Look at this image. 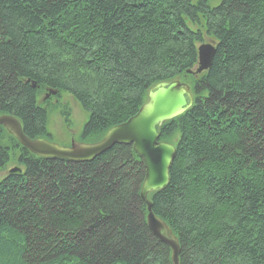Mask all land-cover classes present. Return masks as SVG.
<instances>
[{
	"label": "trees",
	"instance_id": "1",
	"mask_svg": "<svg viewBox=\"0 0 264 264\" xmlns=\"http://www.w3.org/2000/svg\"><path fill=\"white\" fill-rule=\"evenodd\" d=\"M206 41L210 67L188 74ZM175 79L193 102L159 129L175 156L151 211L178 264H264V0H0V115L29 139H51L54 96L85 111L79 140L91 143ZM10 161L21 172L0 179V264H172L147 226L131 145L41 158L0 126V170Z\"/></svg>",
	"mask_w": 264,
	"mask_h": 264
},
{
	"label": "water",
	"instance_id": "2",
	"mask_svg": "<svg viewBox=\"0 0 264 264\" xmlns=\"http://www.w3.org/2000/svg\"><path fill=\"white\" fill-rule=\"evenodd\" d=\"M215 52L212 43H201L197 47V67L187 73L193 75L210 67ZM54 93V92H50ZM192 104L189 86L179 80L157 83L147 92L146 102L135 115L125 122L109 128L96 142H72L60 146L45 139H29L20 123L11 115H0V125L22 146L42 158H60L73 162L90 161L115 144L131 145L143 163L145 174L140 189V198L146 205V223L152 234L171 250L172 264H178L179 245L168 226L151 211L148 193L164 189L169 181L168 171L175 156V146L159 140L161 125L186 111ZM13 168L9 174L19 172Z\"/></svg>",
	"mask_w": 264,
	"mask_h": 264
},
{
	"label": "rangeland",
	"instance_id": "3",
	"mask_svg": "<svg viewBox=\"0 0 264 264\" xmlns=\"http://www.w3.org/2000/svg\"><path fill=\"white\" fill-rule=\"evenodd\" d=\"M47 91L40 94L39 101L42 103L47 100L50 96L46 97ZM62 105H66L69 108L68 119L62 114ZM47 108V129L51 134L52 140L62 143L69 144L71 141L79 140V133L82 130V126L87 120V114L79 104L70 96L60 94L54 96ZM17 165L14 161H10L4 169L0 170V179L4 177L6 172Z\"/></svg>",
	"mask_w": 264,
	"mask_h": 264
},
{
	"label": "bare ground",
	"instance_id": "4",
	"mask_svg": "<svg viewBox=\"0 0 264 264\" xmlns=\"http://www.w3.org/2000/svg\"><path fill=\"white\" fill-rule=\"evenodd\" d=\"M17 141V140H16ZM18 142V141H17ZM20 145H21V143L20 142H18ZM22 146V145H21ZM23 148H25L24 146H22ZM28 152H30L31 154H33V155H35L34 153H32L31 151H29L27 148H25ZM35 156H37V155H35ZM39 157V156H38ZM13 168H16V169H19L20 171L19 172H13V173H20L21 172V168L19 167V166H17V165H15V166H13L12 167V169Z\"/></svg>",
	"mask_w": 264,
	"mask_h": 264
}]
</instances>
